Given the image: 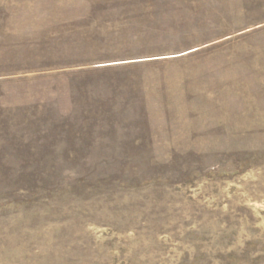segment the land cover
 Listing matches in <instances>:
<instances>
[{
	"label": "rangeland",
	"instance_id": "1",
	"mask_svg": "<svg viewBox=\"0 0 264 264\" xmlns=\"http://www.w3.org/2000/svg\"><path fill=\"white\" fill-rule=\"evenodd\" d=\"M0 264H264V0H0Z\"/></svg>",
	"mask_w": 264,
	"mask_h": 264
}]
</instances>
